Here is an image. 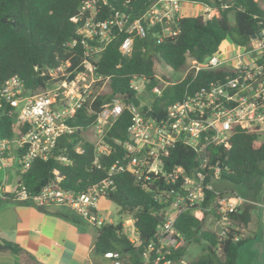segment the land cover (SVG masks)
<instances>
[{"label":"built area","instance_id":"built-area-1","mask_svg":"<svg viewBox=\"0 0 264 264\" xmlns=\"http://www.w3.org/2000/svg\"><path fill=\"white\" fill-rule=\"evenodd\" d=\"M218 1L220 8L230 5L226 1ZM102 2L105 3V0ZM213 2L147 0L145 9L135 18L119 9H113L100 18L97 0L82 2L78 15L72 17V21L82 22L78 28L84 48L81 69L73 73L72 77L71 72L66 71L68 63L50 69V78L45 87L35 93L26 92L17 76L6 79L0 87V96L14 108L15 115L12 137L0 138V169L7 162H13L18 176L12 192L16 201L31 200L39 206L64 205L93 225L113 223L98 211L97 202L100 197H105L104 184L90 186L83 192L66 190L60 187L62 177L55 170L54 180L32 194L20 181V174L35 159L53 157L59 138L69 136L76 130L69 120L78 109L87 105L91 113V104L108 81L107 76L96 72V63L115 32L128 34L119 50L129 55L134 36L143 37L148 30H153L158 42L175 37L180 32V19L186 16L184 5L199 9L198 15H209L213 12ZM74 44L75 40L67 43L69 46ZM222 67L232 69L233 73L186 91L180 100L167 107L165 116L159 120L149 114L148 103L153 97L159 96L170 82L158 74H155L158 84L149 91L145 90L144 78L133 77L130 80L131 87L136 91L135 96L139 99L137 107L131 101L126 103L122 96L114 95L97 114L92 127L97 136L94 163L100 155L108 153L107 145L102 142L106 128L126 108L131 113L127 127L129 141L122 143L126 153L122 159L114 161L109 175L128 171L143 188H148L153 179L161 178L165 183L166 188L161 193L168 207L164 211L163 222L157 227L156 239L148 242L143 249V264H190L185 252L177 255L187 245V239L174 225L177 215L186 210H190L198 220L206 216V228L221 239L238 241L243 238L233 216L240 199L234 194H221L213 190L212 181L220 177V168L217 161L208 164L206 148L210 144L228 147L235 131L264 134V35L250 38L246 47L236 45L231 56L218 52L202 61L187 57L181 68L183 73L176 80L188 78L190 83L201 70ZM139 79L141 85H137ZM178 141L200 154L199 166L190 174L178 165L165 169L163 159ZM75 151H83L81 144L75 146ZM55 159L68 163L66 156L61 153ZM209 191L213 192L211 202L206 200ZM4 192L0 185V195ZM258 204L264 208V203ZM125 222L135 232L133 218L129 216ZM129 240L137 242V239ZM104 256L110 259V264H120L118 253L108 252Z\"/></svg>","mask_w":264,"mask_h":264},{"label":"trees","instance_id":"trees-1","mask_svg":"<svg viewBox=\"0 0 264 264\" xmlns=\"http://www.w3.org/2000/svg\"><path fill=\"white\" fill-rule=\"evenodd\" d=\"M83 1L0 0V87L6 79L17 76L26 92L35 93L45 87L50 69L68 63L66 71L71 72L70 77L81 69L84 48L78 28L82 22H74L72 17L78 15ZM223 1L230 4L228 8H220V2L214 0L211 14L182 17L180 32L175 37L158 42L153 30H148L143 37L134 36L129 55L119 50L128 34L115 32L96 63V72L107 76L108 81L91 104V113L87 105L78 109L69 120L76 130L59 138L53 157L35 159L20 174V181L32 194L54 180L55 170L62 177L60 187L66 190L83 192L90 186H106L105 197L116 206L117 214L133 218L137 242L129 240L121 222L103 223L97 226L94 244V250L99 255L118 253L120 264H143V249L148 242L156 239L157 227L163 222L164 211L168 207L161 193L166 187L159 178L151 180L148 188H143L128 171L109 175L114 161L122 159L126 153L122 143L129 141L127 127L131 113L128 109L125 108L106 128L102 142L107 145L108 153L100 155L96 163L94 142L83 138L82 133L93 127L97 114L112 96L120 95L126 103H130L127 93L136 94L130 84L133 77L145 79L146 91L157 85V64L179 70L185 65L187 57L202 61L218 53L221 43L227 38L237 46H248L251 36L260 33L264 27V9L255 0ZM97 5L100 6V18L113 9L127 12L135 18L143 12L147 0H105V3L97 0ZM73 40L74 45H67ZM232 73V69L225 67L201 70L190 83L188 78L177 81L162 75L170 84L163 88L159 96L149 100V114L159 120L165 116L167 107L180 100L186 91ZM14 116V108L0 96V138L12 137ZM77 144L83 148L81 153L75 151ZM206 151L209 165L218 162L220 177L212 181V186L221 194L243 188L248 181L262 174L264 134L235 131L228 147L210 144ZM60 153L66 156L68 163L55 159ZM200 160V154L192 147L178 141L163 162L165 169L178 165L190 174L199 166ZM206 195L207 202H211L213 192L209 191ZM10 201H16L13 193L0 195V204ZM49 206L55 205L44 207ZM57 213L61 214L60 211ZM70 216L74 222L80 221L72 211ZM233 216L236 219L235 213ZM205 220L206 216L198 220L190 210L180 212L175 219L174 225L183 233L187 243L204 241L207 244L202 253L190 259L189 263L236 264L239 249L246 238L238 241L221 239L205 227ZM3 242L12 253L24 252L18 244ZM186 248L177 255L183 254Z\"/></svg>","mask_w":264,"mask_h":264},{"label":"crops","instance_id":"crops-1","mask_svg":"<svg viewBox=\"0 0 264 264\" xmlns=\"http://www.w3.org/2000/svg\"><path fill=\"white\" fill-rule=\"evenodd\" d=\"M185 8L186 5L183 6L186 15ZM228 46H234V49H229L224 56H231L235 51L236 45L231 41ZM17 180L14 164L9 161L0 169V185L4 191L12 193ZM259 188L255 180L251 193L227 192L240 199L234 220L238 232L246 239L264 238V208L258 204L264 203V191L259 194ZM105 200L110 203L106 197L99 198L98 211L109 218L103 211L108 206ZM70 210L64 205L45 208L31 200L0 204V241L18 244L24 250L23 253H12L7 246L1 248L0 264H110L109 258L94 250L97 226L79 216L80 221L74 222Z\"/></svg>","mask_w":264,"mask_h":264},{"label":"rangeland","instance_id":"rangeland-1","mask_svg":"<svg viewBox=\"0 0 264 264\" xmlns=\"http://www.w3.org/2000/svg\"><path fill=\"white\" fill-rule=\"evenodd\" d=\"M257 3L260 5L262 9H264V0H258ZM198 10L199 9H197L196 7H192V6L190 7L186 6L185 8V12L187 16L195 15L198 12ZM229 43H230L229 38H227L226 40L222 42L219 48V52H221V54L226 55L229 49L231 48L234 49V46H228ZM155 71H156V74L160 75L161 77L162 75H165L172 80H176L183 73V69L173 70L164 64H157L155 67ZM141 84H142V81L140 79L137 80V85H141ZM146 96L149 98V95H146ZM82 135H83V138L89 141L95 142L97 140V136L93 128L87 129L86 131L82 133ZM261 167H262V174L256 177L255 179L250 180L249 183H247L245 187L237 189L238 194L253 192L254 190L252 188H253V184L255 183V180L258 181L259 186H260L259 194L260 192L264 191V162L261 164ZM259 194L258 196H260ZM257 199H259V197ZM105 202L107 203L108 206L103 211L105 213H108L109 218H111V220L114 223L121 222L123 225V232L129 238L136 240L137 239L136 233L133 232L131 225H127V223L125 222V220L129 218V216L118 215L116 211V206L111 202L110 203L107 202V200H105ZM186 246L187 248L185 250V256L188 260H190L194 258L195 256L201 254L203 249L207 246V244L204 241H200V242L190 241L187 243ZM236 264H264V238L259 236L258 239H252V238L246 239L239 249V254H238Z\"/></svg>","mask_w":264,"mask_h":264},{"label":"water","instance_id":"water-1","mask_svg":"<svg viewBox=\"0 0 264 264\" xmlns=\"http://www.w3.org/2000/svg\"><path fill=\"white\" fill-rule=\"evenodd\" d=\"M258 35H264V27H263V29L261 30V32L260 33H258V34H253L252 36H251V38H254V37H256V36H258ZM127 97H128V99H130V101L133 103V105L134 106H138L139 105V99L132 93V92H128L127 93ZM1 248H6V245H4L1 241H0V249Z\"/></svg>","mask_w":264,"mask_h":264}]
</instances>
